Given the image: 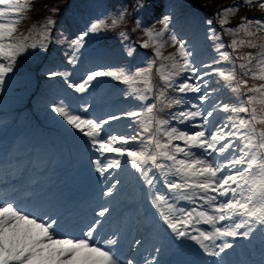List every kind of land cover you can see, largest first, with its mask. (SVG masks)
Segmentation results:
<instances>
[{
    "label": "snow or ice",
    "instance_id": "6c2138e0",
    "mask_svg": "<svg viewBox=\"0 0 264 264\" xmlns=\"http://www.w3.org/2000/svg\"><path fill=\"white\" fill-rule=\"evenodd\" d=\"M244 6L258 7L264 13V0H234L215 14L217 23L229 24V17ZM31 7L30 0H0V85L27 48L48 46L45 40L51 31L49 26L55 23L51 17L46 18L41 39L32 44L27 42L28 35L18 31ZM137 7L143 8L144 0H137ZM123 19L122 12L111 24L105 19L90 22L69 41V64L77 63L86 37L115 27ZM157 23L158 30L143 29L146 39L141 46L153 51L145 66L131 73L123 68L94 70L80 82L68 84L75 92L85 93L93 81L109 77L127 85L133 100L146 102L154 97L153 102L103 118L87 115L89 105L72 108L61 100L52 108L98 154L92 164L101 177H106L109 170L121 169L122 163L130 164L149 187L151 204L175 238L195 241L205 255L220 258L215 262L220 264L221 254L233 247L227 238H249L255 225L264 227V41L260 40L264 18L245 15L235 27L223 28V33L232 37L227 45L231 51L224 50L223 42H217L221 33L209 27L208 39L214 42L218 59L214 57L210 63L199 65L191 59L186 42L172 31L171 17L164 15ZM212 23L211 19L207 21L208 25ZM136 27H140V21ZM121 36L127 39L125 33ZM168 46L175 47V51L164 55L163 49ZM245 47L258 51L241 53ZM132 54L129 49L128 55ZM237 60L241 62L237 64ZM221 62L232 67L225 70L213 66ZM154 67L161 84L155 92ZM237 68L242 77L259 83L249 85L248 79H238ZM213 74L222 78L225 88L231 85V93L239 94L235 96L237 104L213 98L217 89L206 79ZM49 75L69 77V73ZM141 84L143 87L137 86ZM169 90L177 95H169ZM189 93L194 95L189 97ZM256 103L261 105L259 112ZM165 108L175 110L162 119L158 113ZM125 117L131 121L127 125L130 132L109 128L112 122ZM118 183L108 186L102 195L112 196ZM161 184L163 188L159 187ZM180 201L189 202L190 206L181 207ZM106 214H110V209L101 207L98 216L103 218ZM101 226L102 220L94 219L78 235L67 233L62 231L58 217L34 212L13 199L0 198V264H141L136 254L128 259L122 257L113 247L118 244L116 238L98 237ZM217 240L222 242L217 244ZM160 252V248H154L142 258L143 264H161Z\"/></svg>",
    "mask_w": 264,
    "mask_h": 264
},
{
    "label": "rangeland",
    "instance_id": "374dc122",
    "mask_svg": "<svg viewBox=\"0 0 264 264\" xmlns=\"http://www.w3.org/2000/svg\"><path fill=\"white\" fill-rule=\"evenodd\" d=\"M151 1L162 4L163 11L157 16L156 20H159L164 15L171 17L170 27L172 31L178 38L186 42L187 47L192 52L191 59L196 65L201 63L208 64L214 57L218 59L217 53L214 51V42L208 39L209 27L214 28L217 33H221L220 41L217 42H223L226 45L224 50L231 51L230 48H227V45L232 37L223 33V28L235 27L240 21V17L245 15L264 18V13H261L258 7L254 6L249 9L244 6L240 7L235 15L229 17V24L221 26L217 23L215 14L220 11L221 7L232 5L234 0H201L198 5L194 2L190 3V0ZM218 1H221L222 5L210 7V5L218 3ZM30 2L32 4L31 9L26 11L24 18L18 25V31L30 37L27 41L29 44L41 39L40 33L47 17H51L55 23L49 26L51 31L47 33V40H45L48 45L47 48H40L39 46L27 48L24 53L17 57L13 71L5 77L3 85H0V157H5L8 154L7 144L14 136L17 137L15 153H19L23 148L31 145L29 137L32 130L38 132L37 141L43 142L40 146H37L40 148L41 156H43L48 150L51 151L52 146L49 144L51 139L42 126H46L48 129L60 130L59 134L54 133L57 136L58 143L62 142L65 145V152L62 153V156L60 155V158L62 157L61 160L55 164L56 168L60 170L59 173H63L65 168H67L68 149H71L72 153L76 154L74 159L77 174L76 176L73 174L72 177H68L66 173L65 181L62 184L64 192L66 190L69 191L70 187H72V192H74L75 187H79L81 192L95 194L97 193L96 190L104 192L108 186L119 181L112 196L105 197L102 195L103 200L106 201L102 207L106 206L110 209V214H107V217L111 216L121 206L126 205H131L132 208L137 207V205L146 207L153 210L152 217L159 216L154 206L146 205L151 198L149 187L143 182L139 174L130 167V164L122 163L121 169L109 170V173H106V177H101L92 164V160L98 154L87 143L86 138L78 134L76 130L63 121L58 113L54 112L52 105L61 100L72 108L89 105L90 109L87 115L103 118L108 114L119 115L125 111L137 110L138 104L153 102L154 97L146 102L133 100L128 94L127 85L109 77H101L93 81L92 86L85 93H77L74 89L69 88L67 90L66 88L69 83L80 82L90 71L123 68L131 73L137 67L145 66V62L153 55V51L151 48L145 49L141 46L143 39H146L143 35V29L155 27L158 30L160 25L156 23L158 25L151 24L149 27L143 28V23H141L142 15L138 13L143 8L137 7V0H30ZM147 4L144 2V7ZM53 8H56L57 11L53 12ZM122 12L124 13V19L121 22H126L127 25L124 24L120 28V22L115 27L90 34L85 38L84 45L77 54V63L74 65L69 64L68 55L71 54L72 50L68 47V43L71 39L84 31L93 20L105 19L106 23L111 24L112 19L118 18ZM41 14H46V16L40 19L39 15ZM130 16L134 22L140 21V33L133 31V29L137 28L136 24H128ZM210 19L213 21L212 25L207 24ZM174 26L177 27L174 28ZM181 28L184 31L181 30L179 32L178 29ZM122 32L125 33L127 39L121 36ZM240 35L242 36L243 34L241 33ZM260 40L264 41V34L260 35ZM246 48L241 49L240 52L258 51V49L247 48L246 50ZM129 49L133 53L131 56L128 55ZM174 51L175 47L172 46L163 49L164 55ZM240 62L239 60L236 61L237 64ZM213 66L221 67L225 70H229L232 67L228 62H221ZM35 72L39 79L31 83L30 77H35ZM50 72L69 73V77L67 79L63 75L50 77ZM236 74L238 79H248L249 85L259 83V81H254L248 77H242L239 68L236 69ZM217 78L219 80L222 79L214 74L206 78L209 80L210 86L216 88L219 92L214 93L213 98H218L223 103L232 104L229 96L227 98V95L219 90L222 89L227 94H233L229 90L231 85H229V88H225V82L222 80L217 83ZM152 79L155 92L161 86L155 67ZM234 83L236 82H232V84ZM60 84L65 86V90L58 89ZM137 86L143 87L142 84ZM63 94H66L67 97L62 98ZM168 94L177 95L171 90H169ZM188 95L191 97L194 94L189 93ZM25 100L30 105L27 110L30 114L29 120L20 115L19 111H14L15 108H13L20 102H25ZM254 106L257 107L259 112L261 105L256 103ZM174 110L172 109V111ZM229 115L232 114L229 113ZM158 116L162 119L167 118L168 109L165 108L163 112H159ZM39 118L40 121H38ZM130 122L129 118L125 117L118 122H112L109 128L118 132H130L127 127ZM67 144L68 147L66 146ZM3 184L4 181H0V186H3ZM137 184L142 186L141 190H137ZM0 198L5 199L3 193H0ZM55 199L56 195H52L49 202L53 204ZM179 206L181 205L179 204ZM131 211L132 209L126 212L125 216H129ZM135 215L138 218L137 226L142 227L143 220L146 222L150 220V218L145 219L139 213H135ZM244 230L246 229H241V231ZM161 232L162 228L158 229L156 227L151 232L148 233L146 231L141 236L133 230L132 234H136L137 240L142 243L140 245L134 243L133 246L130 244L125 254H122V257L125 259L131 258L133 255L132 251L135 248L138 251L142 246H147V242L153 241L156 246H147L149 248L143 249V251H152L154 248H160V259L169 248L168 246H162L161 243L156 241L157 235ZM97 236L101 237L98 234ZM258 236L262 237V235ZM115 237L116 235L111 238ZM261 246L264 249V244ZM131 248L134 249L132 250Z\"/></svg>",
    "mask_w": 264,
    "mask_h": 264
},
{
    "label": "trees",
    "instance_id": "16d2710c",
    "mask_svg": "<svg viewBox=\"0 0 264 264\" xmlns=\"http://www.w3.org/2000/svg\"><path fill=\"white\" fill-rule=\"evenodd\" d=\"M193 1L194 3H196L197 5L199 4V2H201V0H191ZM229 1V0H227ZM144 2L148 3L145 7H143V10L139 11L138 13H140L142 15V19H141V23H143V28L144 27H149L151 24L153 25H158L156 24L158 20H156L157 16L159 15V13L162 11V5H159L158 3H152L151 0H144ZM198 2V3H197ZM222 5V2L221 1H218V3H214L212 5H210V7H217V6H220ZM40 16V19L42 17H45L46 14H41L39 15ZM45 21V20H43ZM131 23H134L136 24V22H134L132 19H131V16L129 18V22L128 24H131ZM124 24L127 25L126 22H121L120 24V28H122L124 26ZM140 27L139 28H136L135 29V32L136 33H140Z\"/></svg>",
    "mask_w": 264,
    "mask_h": 264
},
{
    "label": "bare ground",
    "instance_id": "6f19581e",
    "mask_svg": "<svg viewBox=\"0 0 264 264\" xmlns=\"http://www.w3.org/2000/svg\"><path fill=\"white\" fill-rule=\"evenodd\" d=\"M122 127H124V126H122Z\"/></svg>",
    "mask_w": 264,
    "mask_h": 264
}]
</instances>
